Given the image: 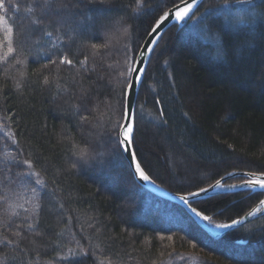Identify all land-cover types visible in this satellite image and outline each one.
<instances>
[{
	"label": "trees",
	"instance_id": "obj_1",
	"mask_svg": "<svg viewBox=\"0 0 264 264\" xmlns=\"http://www.w3.org/2000/svg\"><path fill=\"white\" fill-rule=\"evenodd\" d=\"M180 1L3 0L0 40L11 27L17 51L0 48V264H158L174 252L193 264H264V213L213 237L139 186L117 142L126 59ZM222 3L202 0L196 22L164 31L136 98V157L179 194L264 171V0H229L258 14L236 25L217 14ZM263 196L191 205L228 223Z\"/></svg>",
	"mask_w": 264,
	"mask_h": 264
},
{
	"label": "snow or ice",
	"instance_id": "obj_2",
	"mask_svg": "<svg viewBox=\"0 0 264 264\" xmlns=\"http://www.w3.org/2000/svg\"><path fill=\"white\" fill-rule=\"evenodd\" d=\"M103 2V0H101ZM45 6H47V0H44ZM197 3V0H191L190 3H187L184 7L180 8L179 10L175 11V18L177 20L183 21L186 18L189 20L195 19L194 14L190 15L192 12L193 5ZM229 0H225V5L228 6ZM237 3L241 5H248L250 0H237ZM3 0H0V8H4ZM214 8V6H211ZM254 7V6H253ZM212 15L211 12L208 13L207 16L201 18V21L208 19V16ZM168 17V13L160 16V18L156 21V28H153L152 33L149 34V41L143 46V49L140 51V59H136L135 53L131 57H127L126 59V71H122L120 76L125 78V86L122 90V97L126 101L125 104L122 105V113L121 119L124 123H118L116 125L117 128L121 129L117 136V142L122 146V150L129 153V168L133 170L132 174L134 177H138L142 182H149L155 183L152 178L146 174L144 169L141 166V163L137 160L136 154L132 151V144H133V134L135 131V122H136V114L133 108V94L136 92V87L138 84L142 83L143 77L146 73V64L144 62V53H151L155 50V46L158 44V38H153L158 28L162 26V22H165ZM13 29L11 27L5 28V36L3 40H0V48L7 49L6 52L3 53L5 58L13 56L17 49L13 46V39H12ZM51 35V34H49ZM31 55V53H29ZM39 58V55H38ZM49 63H55V61H49ZM61 63L72 64V61L64 58L61 60ZM46 69L48 67L47 64L43 65ZM131 77V79H127ZM45 84L48 83V78H44ZM19 86V85H18ZM159 103V101H157ZM122 137V138H121ZM81 158H87V151L81 150L77 153ZM25 163H28L25 161ZM75 167V164L72 165ZM237 175H241L245 177L244 179L240 180L237 184H226L223 183L225 179H234ZM113 183H118V178H112ZM36 184H40L39 180H36ZM237 188H244L250 189L253 193L257 189L264 191V171L258 172H228L221 176L220 179H217L214 184H209L207 188L201 187L198 191H190L187 195H178V199L184 203L188 209L202 221H206L207 224L205 227L209 229V231L213 232L215 235L219 236L220 232L218 230H228L233 228L234 226L241 224L243 220L247 217L254 216L256 212L260 211V208L253 209L252 212H247L244 216L239 217L238 219H231L230 223H219L215 224L212 221L210 216L204 215L202 212H198L195 208L191 207V203L189 202L190 197H198L201 194L207 195L208 192L211 190L215 193L217 189H237ZM33 191H35L33 189ZM195 202V201H193ZM259 205L261 208H264V200L259 201ZM243 243V241H241Z\"/></svg>",
	"mask_w": 264,
	"mask_h": 264
},
{
	"label": "water",
	"instance_id": "obj_3",
	"mask_svg": "<svg viewBox=\"0 0 264 264\" xmlns=\"http://www.w3.org/2000/svg\"><path fill=\"white\" fill-rule=\"evenodd\" d=\"M201 1H202V0H197V3H196L195 5H193L192 12H193L194 8H195V7H196ZM190 2H191V0H182V1L178 2V3H176L175 5L169 7L168 9H166L163 13H161V14L159 15V17L156 19V21L160 18V16L164 15L165 13H168V17H169V18H167L165 22H162V26L158 28V31H157L156 35H155L153 38H158V39H159L160 36L164 33V31H165L168 27H170V26H172V25H177V28H178V29L181 28V27L184 25V23H185L188 19L186 18V19L183 20V21L177 20V19L175 18V11H176V10H179L180 8L184 7L187 3H190ZM192 12H191V13H192ZM191 13H190V15H191ZM156 21H155L154 24L152 25L151 29L149 30L148 34L146 35L145 39L143 40V42H142V44H141V46H140V48H139V50H138V52H137V54H136V59H137V60L140 59V51H141V49H143V46H144L146 43H148V41H149V34L152 33L153 28H156V27H157V25H156ZM149 56H150V53H147V52L144 53V62H145V64H146V66H147V63H148ZM130 79H131V77L129 78V80H130ZM140 84H141V83H140ZM140 84L137 85V87H136V92H135V94H133V97H132V99H133V108H134V110H135L136 96H137V93H138V90H139V86H140ZM125 103H126V101H125ZM125 103H124V104H125ZM122 123H124V121H122ZM120 131H121V129L119 130V132H120ZM121 138H122V137H121ZM131 147H132V146H131ZM120 148H121V151H122V153H123V156L125 157V159H126L128 165H129V153L123 151L121 145H120ZM132 151H133V147H132ZM137 160H138V159H137ZM130 170H131V172H133L132 169H130ZM144 171H145V170H144ZM230 172L240 173V172H247V171L235 170V171H230ZM146 174H147V173H146ZM132 176H133V174H132ZM236 177H243V176H241V175H237ZM133 178H134L135 182H136L139 186H141L143 189L147 190V191L150 192L151 194H153V195H155V196H157V197H159V198H162V199L168 200V201H170V202L177 203V204L181 205V206L186 210V212H187V213H188V214H189V215H190V216H191V217L197 222V224H198L199 226H201V227H202V228H203L208 234H210V235L213 236V237H220V236H221L222 234H224L225 232H227V231H229V230H232V229H234V228L240 226L241 224H244L245 222H247V221H249V220H251V219H253V218H255V217H257V216H259V215H261V214L264 213V208H261L260 205H259V201H260V200H264V196H263V197L257 202V204H256L255 206H253L249 211H247V212H252L253 209L260 208V211H259V212H256V214H255L254 216L247 217L245 220H243V221L241 222V224H238V225L234 226V227L231 228V229H228V230H218V231L220 232V235L217 236V235H215L213 232L209 231V229H208L207 227H205V225L207 224L206 221H202L200 218L196 217V216H195V215H194V214L188 209V207L178 199V195H187V193H186V194L175 193V192H172V191H170V190H167L166 188H164L163 186H161V185L158 184L157 182H155V183L142 182V181L139 180L138 177H134V176H133ZM219 179H220V178H219ZM152 180H153V179H152ZM226 180H228V179H225V180L223 181V183H226V184H237V183L240 182V181H236V182H226ZM153 181H154V180H153ZM214 183H215V182H214ZM214 183H212V184H214ZM207 187H208V186H206V187H204V188H207ZM243 190H249L250 192H252V190H250V189H244V188H237V189H217V190H215V193H214L213 191L210 190V191L208 192L207 195H205V194H201V195L198 196V197H194V198H193V197H190V198H189V202H192V201H195V200H199V199H203V198H207V197H209V196H212V195H214V194H218V193H223V192H233V191H243ZM194 191H198V190H194ZM256 191L264 192V191L259 190V189H257ZM191 207H192V206H191ZM192 208H193V207H192ZM247 212H246V213H247ZM242 216H244V214H243ZM240 217H241V216H240ZM236 219H238V218H236ZM228 223H230V222H228Z\"/></svg>",
	"mask_w": 264,
	"mask_h": 264
},
{
	"label": "rangeland",
	"instance_id": "obj_4",
	"mask_svg": "<svg viewBox=\"0 0 264 264\" xmlns=\"http://www.w3.org/2000/svg\"><path fill=\"white\" fill-rule=\"evenodd\" d=\"M223 12H224V22L226 24H228V25L239 24V23H237L239 18H243L246 21H250V20L253 21L258 16L257 12H255L253 10H247V8L245 6H238L235 9H230L228 6H226L225 4L222 3V4L219 5V9L217 10V14H220V13H223ZM198 17H200V16H196L195 19H192L191 23L196 22ZM196 26L197 25H195L194 27H196ZM199 31L202 32L200 34H202L204 36H207L205 34V32H204L205 31L204 27L199 28ZM207 37H214V36H207ZM118 133H119V131H118ZM214 223L215 224H219V223H222V222H214ZM172 259L175 260L173 263H171ZM192 259H193V256H191L189 254H184L182 252L177 254V253L174 252L170 256H168L167 258H165L162 261H160L158 264H193L191 262Z\"/></svg>",
	"mask_w": 264,
	"mask_h": 264
},
{
	"label": "bare ground",
	"instance_id": "obj_5",
	"mask_svg": "<svg viewBox=\"0 0 264 264\" xmlns=\"http://www.w3.org/2000/svg\"><path fill=\"white\" fill-rule=\"evenodd\" d=\"M159 40V39H158ZM140 87V86H139ZM138 94V93H137ZM136 98H137V96H136ZM124 103H125V100H124ZM136 103V102H135ZM135 111V110H134ZM123 121V120H122ZM122 124V123H121ZM120 130V129H119ZM119 146H120V144H119ZM132 147H133V144H132ZM120 150H121V148H120ZM133 151H134V149H133ZM122 152V151H121ZM123 154V153H122ZM125 158V157H124ZM126 160V159H125ZM168 190V189H167ZM264 193V192H263ZM191 203V202H190ZM175 204H177V203H175ZM179 205V204H178ZM181 206V205H180ZM192 206V205H191ZM182 207V206H181ZM193 207V206H192ZM194 208V207H193ZM185 210V209H184ZM186 211V210H185ZM199 212V211H198ZM239 218V217H238ZM250 221V220H249ZM248 222V221H247ZM207 223V222H206ZM246 223V222H245Z\"/></svg>",
	"mask_w": 264,
	"mask_h": 264
},
{
	"label": "clouds",
	"instance_id": "obj_6",
	"mask_svg": "<svg viewBox=\"0 0 264 264\" xmlns=\"http://www.w3.org/2000/svg\"><path fill=\"white\" fill-rule=\"evenodd\" d=\"M242 22H247L246 20H244L243 18H239L237 23H242ZM213 59H215V57H213Z\"/></svg>",
	"mask_w": 264,
	"mask_h": 264
}]
</instances>
